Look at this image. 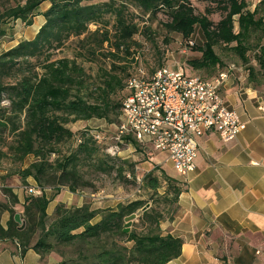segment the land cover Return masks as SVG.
<instances>
[{"label": "trees", "instance_id": "trees-1", "mask_svg": "<svg viewBox=\"0 0 264 264\" xmlns=\"http://www.w3.org/2000/svg\"><path fill=\"white\" fill-rule=\"evenodd\" d=\"M83 1L20 0L0 14V21L20 20L26 26L36 16L44 19L32 39L0 54V161L22 164L32 156L34 162L19 169L16 175L23 186L31 178L41 190L40 196L25 197L22 224L10 219L6 230L0 228V239L17 241L21 254L27 249L40 258L55 253L60 259L57 264H166L179 256L181 241L163 235L160 223L171 219L182 187L157 168L142 177L138 189L147 192L150 200L162 197L168 204L165 214L152 207L142 212L130 224L140 226L139 232L135 228L125 231V219L147 205L142 199L119 203L115 209L92 210L86 205L67 208L58 204L51 217L47 216V205L55 194L47 198L45 189L58 191L65 187L76 193L90 187L77 169L81 154L95 157L96 171L114 172L116 177L125 179L123 166H108L105 158L111 160L110 156H98L96 139L89 131L81 132L73 152L61 155L59 146L74 138L66 125L92 119L112 122L111 97L123 88L115 73L125 69L115 63L129 58L133 61L136 53L131 49L136 45L133 37L139 26L126 17L127 4L148 15L149 21H154L158 13L166 14L167 21L161 27L185 40L196 25L200 27L205 41L199 48L200 59L189 61L192 70H222L214 47L223 46L246 66L248 82L258 87L264 83V45H252L251 38L258 33L264 39V1L250 12L244 0H196L209 5L203 14L195 13L189 0H109L82 5ZM44 3L48 8L39 14ZM213 14L220 16L218 21L208 19ZM106 16L113 19L110 30L106 29L110 24L105 22ZM90 25L96 29L89 31ZM147 30L144 28L143 32ZM72 38L78 49L85 51L82 54L79 50V57L89 62L99 57L112 61L97 86L90 84L92 80L89 82L90 78L73 60H51L49 53ZM249 52L253 53L252 59L247 56ZM129 141L125 139L126 143ZM52 155L56 158L50 161ZM126 165L134 181L135 168ZM4 192L15 204L10 190ZM0 210L8 208L0 204Z\"/></svg>", "mask_w": 264, "mask_h": 264}, {"label": "crops", "instance_id": "crops-1", "mask_svg": "<svg viewBox=\"0 0 264 264\" xmlns=\"http://www.w3.org/2000/svg\"><path fill=\"white\" fill-rule=\"evenodd\" d=\"M255 6L248 10L252 12ZM231 65L235 70L222 85L220 95L224 106L245 125L236 138L222 143L213 132L199 137L195 169L186 176L177 174L162 153L153 154L149 162L142 164L147 167L145 173L157 168L182 187L171 219L160 223L163 235L181 241L179 256L166 264H264V83L255 87L248 82L246 66L239 61ZM5 175L0 170V204L8 208L0 210L3 230L10 219L21 221L27 195L24 186L17 182V175L10 182L4 179ZM25 182L28 187H36L31 178ZM4 190H10L15 204L10 203ZM60 190L68 192L63 187ZM80 201L81 196L77 207L81 206ZM60 202L65 203L62 199L58 203L55 198L48 203L50 214ZM59 261L55 253L40 258L27 249L21 254L17 241L0 239V264Z\"/></svg>", "mask_w": 264, "mask_h": 264}, {"label": "rangeland", "instance_id": "rangeland-1", "mask_svg": "<svg viewBox=\"0 0 264 264\" xmlns=\"http://www.w3.org/2000/svg\"><path fill=\"white\" fill-rule=\"evenodd\" d=\"M18 1L20 0H0V14L7 8L13 7ZM259 1L261 0H244L247 5V9L249 10H252L253 6L257 5ZM107 2H109V0H84L82 5L101 4ZM189 2L197 14H203L204 10L209 8V5L197 2L196 0H189ZM126 6V17L139 26L137 34L133 37V41L136 44L133 45L131 49L132 52L136 51L133 57H138V64L143 68L146 74H149L152 70L159 69L161 67L178 68L187 76L195 75L206 79H210L216 74L215 71H195L192 70L191 66H189V61L200 59L201 54L199 52V48L205 41L204 35L198 25L194 27L191 37L188 40H185L178 34L167 33L166 30L161 27V24H164L167 21L166 14L162 12L158 13L154 21H149L148 15L142 14L141 11L137 10L132 5L127 4ZM47 8V3L42 4L38 9V13L41 14ZM219 18L220 16L218 14L208 16V19L212 22L218 21ZM43 21L44 19L41 16L34 17L31 25L29 26H26L20 20L6 19L0 21V30L3 32V36L0 38V54L14 47L21 41L32 39ZM105 22H110L109 26L106 27L107 30H110L113 24V19L106 16ZM144 28H148V30L143 32ZM88 29L89 31H93L96 29V26L90 25ZM99 30H102V27H99ZM259 35L260 34L258 33L252 35V45H264V39H261ZM185 41H191L193 46L190 49L185 47ZM78 47L79 46L75 43V39L72 38L59 50L49 53L51 54V60L63 58L73 60L76 65L83 70L85 76L90 78L89 82L92 80L90 84L92 86L94 84L97 86L103 78L104 71L109 70L110 65L113 63L111 60H106L103 57H99L89 62L86 58L78 56L80 52L79 50H81L78 49ZM81 52L82 54L85 53L84 50H81ZM214 53L220 60V69L225 68L231 63H237L238 61L237 57L226 47L215 46ZM247 56L252 59L253 53L249 52L247 53ZM129 60L130 58L123 63H115L116 66H121L125 69L122 72L116 71L115 73L121 80L123 88L111 97L113 109L110 114V119H112V122L108 123L104 120L92 119L89 121L70 123L66 125V127L74 133V138L59 146L60 154L68 155L75 150L78 144L76 140L78 136L81 135L82 131H89L91 135H98L99 138L95 140V147L98 150V156L100 158H104L106 155L110 156L111 160L105 158L108 166H123L125 172H123L122 175L125 176V179L123 180L116 177L114 172L104 174L96 171L94 163L95 157L93 156L90 158L85 154H81L79 155V160L77 162V169L82 174L83 180L88 182L90 187L77 191L76 193H70L67 188L66 190L68 192H61L62 190L60 189H58V191L51 189L47 191L48 189H45L44 191H47L45 193L47 198H50L55 194L54 198L57 199L58 203L60 199H62L65 203L60 202V204L70 208L77 207V200L79 196H81V206L86 205L92 210L94 208L100 209L104 206H112L114 208L118 203L142 199L147 201V205L149 206L148 208L152 207L165 214L164 209L168 204L166 200L162 199V197H153V199L150 200L147 192L138 189V186L141 183V178L147 174L145 173L147 167H144L142 164L151 160L153 156L152 152L151 154L150 152H147L148 154L145 153L146 151L144 152V150H142V148L134 140L126 143L124 139L121 144L116 143L115 140L116 127L119 124L121 104L125 96L128 94V90L126 88L127 79L134 74V70L137 67V63H133L134 59L133 61ZM55 158L56 156L52 155L49 157V160L52 161ZM32 162H34V158L32 156L26 157L22 164H12L6 160H1L0 170L1 172H6L4 179L10 182L13 181L12 176H15L19 169L27 167ZM126 163L133 165L135 168L134 181H132L129 177V167H127ZM17 182L21 187L23 186L20 180ZM27 187L28 186H24L23 191H26ZM161 193L162 191L159 192L160 195ZM24 196L26 197L29 195L27 194ZM49 209L47 207V214H50ZM52 214L53 213L51 212L49 217H51ZM133 222H136V219ZM18 224H22V221ZM134 228L135 227L129 226V229ZM135 229L139 232L141 227L137 226Z\"/></svg>", "mask_w": 264, "mask_h": 264}, {"label": "built area", "instance_id": "built-area-1", "mask_svg": "<svg viewBox=\"0 0 264 264\" xmlns=\"http://www.w3.org/2000/svg\"><path fill=\"white\" fill-rule=\"evenodd\" d=\"M184 46L190 49L193 43L185 41ZM133 59L137 67L127 79L128 94L121 104L116 143L129 138L145 153H162L177 174L186 176L195 169L199 137L213 132L222 143H228L244 129V123L224 106L220 95L234 65L206 79L170 67L148 75L138 57ZM26 193L36 197L41 190L27 187Z\"/></svg>", "mask_w": 264, "mask_h": 264}, {"label": "water", "instance_id": "water-1", "mask_svg": "<svg viewBox=\"0 0 264 264\" xmlns=\"http://www.w3.org/2000/svg\"><path fill=\"white\" fill-rule=\"evenodd\" d=\"M148 205L144 206L142 209H140L139 211H137L135 214H132L130 216H128L126 219H125V223H126V229L125 231L128 230L130 224L136 219L138 218L142 212H144L146 209H148Z\"/></svg>", "mask_w": 264, "mask_h": 264}]
</instances>
